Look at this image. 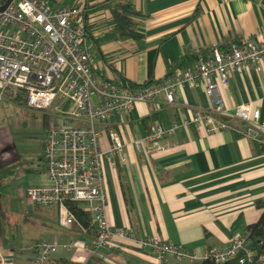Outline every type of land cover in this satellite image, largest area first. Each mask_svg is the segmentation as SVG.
<instances>
[{"label": "crops", "instance_id": "1", "mask_svg": "<svg viewBox=\"0 0 264 264\" xmlns=\"http://www.w3.org/2000/svg\"><path fill=\"white\" fill-rule=\"evenodd\" d=\"M49 1L53 7L85 4L94 74L123 85L160 80L187 57L197 60L246 39H264V0H129L140 13L135 18L140 40L114 36L107 0ZM219 92L228 110L248 103L259 110V121L264 122V60L232 73ZM6 99L20 106L25 116L11 126L0 124V264H31L35 244L53 240L58 248L51 264H154L150 249L128 239L114 238L112 251L74 253L68 244L76 239L89 244L94 229L83 235L75 224L62 226L60 217L68 211L61 205L26 203L25 189L50 185L42 159L43 137L58 116L52 109L32 110L24 101ZM210 105L203 84L184 85L171 104L163 98L137 102L121 122L114 115L98 127L102 150L111 148V130L124 143L121 153L103 158L107 216L115 228L138 238L157 235L201 258L243 236L247 226L259 219L262 209L257 202L264 200V135L261 141L245 136L240 122L233 119L231 128L215 132L191 124L172 131L195 108ZM155 122L167 130L159 141L165 150L157 152L150 144L136 148L134 141L143 138ZM244 246L251 250L252 241L245 239Z\"/></svg>", "mask_w": 264, "mask_h": 264}, {"label": "built area", "instance_id": "2", "mask_svg": "<svg viewBox=\"0 0 264 264\" xmlns=\"http://www.w3.org/2000/svg\"><path fill=\"white\" fill-rule=\"evenodd\" d=\"M86 8L80 2L53 7L49 0H0V99L6 92H21L28 109H52L58 116L47 125L43 137L42 159L50 185L25 189L26 203L30 206L58 204L64 208L67 201L80 204L90 216L94 236L89 244L81 239L71 241L67 248L74 253L80 249L92 254L112 251L113 239L119 238L150 249L154 264H172L170 258L175 262L207 260L214 264H224L233 258H237L238 264L251 261L254 253L245 248L244 235L234 237L223 248L210 250L200 258L157 235L138 238L126 229L115 228L107 216L103 158L107 153H121L124 143L111 130V148L102 150V131L98 127L114 115L121 122L137 102L153 103L163 98L171 104L181 86L201 83L211 105L195 108L189 118L174 124L172 131L191 124L197 129L215 132L231 128L224 120L229 118L244 125L242 134L261 141L264 122L259 121V110H253L248 103L228 110L219 89L227 85L232 73L241 72L249 65L258 66L264 60V39H246L227 49L214 50L191 68H172L160 80L123 85L94 74L93 53L86 40ZM78 122L85 125H77ZM166 134L167 130L155 122L134 145L140 149L150 144L155 151L162 152L166 146L159 141ZM60 224L65 227L75 224L84 231L69 211L60 217ZM57 248L55 240L37 242L31 264H51Z\"/></svg>", "mask_w": 264, "mask_h": 264}, {"label": "trees", "instance_id": "3", "mask_svg": "<svg viewBox=\"0 0 264 264\" xmlns=\"http://www.w3.org/2000/svg\"><path fill=\"white\" fill-rule=\"evenodd\" d=\"M107 6L110 9L112 14L113 21V34L115 37L120 39L131 38L133 40H140L142 34L136 30L135 18L140 16V13L136 10L134 5L129 0H107ZM88 12L87 8L85 9L84 14ZM86 20V18H85ZM195 60V61H194ZM198 60V59H197ZM197 60L195 58L187 57L186 59L181 60L176 63V67L187 69L191 68L196 64ZM5 97L11 98L13 101L23 102L24 95L21 92H6ZM227 122L232 125V122L229 118H225ZM240 124V128H243V124ZM151 125V124H150ZM147 128V132L149 127ZM234 126V125H233ZM239 128V129H240ZM240 129V130H241ZM257 205L262 209L259 219L248 225L244 237L252 241L251 251L254 253V256L251 261H248L246 264H264V200L258 201ZM66 209L73 214L76 221L80 224L84 231H81L83 235L89 234L92 231L91 220L88 213L84 212L81 209L79 203L74 201L65 202ZM94 236V235H93ZM242 253L239 254L241 256ZM201 264H214L210 263L207 260L201 261ZM224 264H238L237 258L225 262Z\"/></svg>", "mask_w": 264, "mask_h": 264}, {"label": "rangeland", "instance_id": "4", "mask_svg": "<svg viewBox=\"0 0 264 264\" xmlns=\"http://www.w3.org/2000/svg\"><path fill=\"white\" fill-rule=\"evenodd\" d=\"M24 116L25 113L20 109V106L10 102L4 96L0 99V124L5 123L11 126L14 123H17L18 120H23ZM25 130L28 132L29 128H26Z\"/></svg>", "mask_w": 264, "mask_h": 264}]
</instances>
